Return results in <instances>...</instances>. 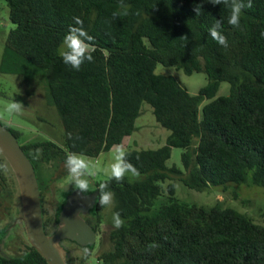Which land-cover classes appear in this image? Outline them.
I'll return each mask as SVG.
<instances>
[{"label": "trees", "instance_id": "16d2710c", "mask_svg": "<svg viewBox=\"0 0 264 264\" xmlns=\"http://www.w3.org/2000/svg\"><path fill=\"white\" fill-rule=\"evenodd\" d=\"M4 1L14 26L6 34L0 72L43 70L47 99L62 128L61 146L50 140L18 142L34 172L57 161L65 173L68 153L96 156L119 144L134 130L142 103L168 131L160 146L126 150L138 179L109 177L94 184L93 189L108 184L112 211L125 223L108 231L107 249L91 262L88 255L80 258V264H264V207L258 223L223 203L185 202L171 182L162 186L177 175L196 191L228 183L264 190V0H252L253 6L242 10L239 28L228 23L230 8L206 0ZM113 13L120 15L114 19ZM73 17L93 37L94 60L79 71L65 65L58 52L69 27L76 26ZM217 20L227 48L209 35ZM156 64L202 72L206 83L190 94L175 77L155 73ZM220 82L228 84L226 95H216ZM4 126L18 141L20 132ZM171 147L181 149L183 171L166 167ZM37 148L42 154L34 159ZM0 164L7 165L1 154ZM8 175L15 183L7 165V173L0 172V193ZM71 192L76 190L61 193L53 214L42 213L46 234L54 233L57 210ZM98 195L95 206L83 210L95 232L103 208ZM150 244L158 247L149 249ZM0 264L47 262L26 242L15 255L0 254Z\"/></svg>", "mask_w": 264, "mask_h": 264}, {"label": "rangeland", "instance_id": "374dc122", "mask_svg": "<svg viewBox=\"0 0 264 264\" xmlns=\"http://www.w3.org/2000/svg\"><path fill=\"white\" fill-rule=\"evenodd\" d=\"M13 26L8 20L6 2L0 0V54L6 34ZM61 49L62 43L58 47L59 53ZM90 49L91 46L89 45ZM154 72L175 77L190 94H196L198 89L206 83L205 75L202 72L186 74L181 69L161 64H156ZM227 93L228 84L220 82L216 95H226ZM12 100L22 104L23 110L20 113L10 114L6 111V106ZM0 123L20 132L19 143L50 140L59 146L62 145L60 120L47 99L43 70L31 67L20 74L0 72ZM134 127L130 134L123 136L120 143L112 146L109 150L102 151L96 156L81 154L93 166L89 177L90 190L94 188L96 182L110 177V166L114 162L113 156L117 146H122L125 151L129 149L155 148L164 143L168 134L166 129L156 123L151 113V108L146 103L141 104L140 114L134 120ZM180 152V148L171 147L169 158L165 162L166 167L174 166L183 171ZM63 167L61 163L52 161L49 164H40L35 170L40 188L48 184L43 191L45 209L48 214L53 213L54 202L60 200L61 193L74 189L68 181V172L62 173ZM125 178L136 180L139 177H132L131 174H126ZM167 182L172 183L176 197L185 202L205 207L223 203L239 212L246 213L255 222L260 223L262 221L261 212L264 207V190L259 186L228 183L225 186H209L204 190L196 191L184 186L177 178V175H170L162 186ZM88 215L94 222V214L88 213ZM112 215V206L103 207L99 212L98 232H96L95 242L91 248H87L90 262L93 261L94 255L109 246L107 233L114 228ZM82 216L85 217L87 214L83 213ZM26 242L23 225L20 220L17 186L11 176L8 175L6 187L0 193V254L5 256L15 255ZM62 245L68 250L66 254L67 262L80 264V258L85 256L83 253L85 248L67 241H63Z\"/></svg>", "mask_w": 264, "mask_h": 264}, {"label": "water", "instance_id": "95a60500", "mask_svg": "<svg viewBox=\"0 0 264 264\" xmlns=\"http://www.w3.org/2000/svg\"><path fill=\"white\" fill-rule=\"evenodd\" d=\"M0 154L10 168L17 186L20 220L26 241L47 264H63L60 254L61 252L66 254V250L61 245L62 240H68L79 247L94 244L96 232L80 212L95 206L97 188L84 193L83 196L76 192L65 194L64 201L55 215L57 227L54 233L46 234L42 224L39 188L33 166L20 148L16 137L2 124Z\"/></svg>", "mask_w": 264, "mask_h": 264}, {"label": "clouds", "instance_id": "9594fccd", "mask_svg": "<svg viewBox=\"0 0 264 264\" xmlns=\"http://www.w3.org/2000/svg\"><path fill=\"white\" fill-rule=\"evenodd\" d=\"M206 2L212 5H223L230 8V16L228 18V23L234 28L240 27V16L242 10L245 8H251L252 0H206ZM126 7L125 5H121ZM201 6L197 5L194 8L195 13L198 15L201 13ZM127 15V11L122 13ZM139 14V13H137ZM120 14L113 13V18H118ZM76 26H70L67 34L64 36L62 42V49L60 56L65 65L70 66L73 70L79 71L81 65L87 62H93L94 58L89 51V42L93 40V37L88 34V32L83 28V21L79 17H73ZM221 21L217 20L209 28V35L216 41L220 46L227 48L228 41L225 35L220 31ZM264 36V32L261 33ZM23 110V106L20 102H14L13 100L6 106V111L10 114L20 113ZM79 139V137H77ZM42 154V149H35L33 152V158L39 159ZM127 153L122 146H117L113 156L114 162L110 166V180L114 179L117 182L123 181L126 174H131L132 177H139L140 173L136 167H134L127 159ZM138 158V157H137ZM93 166L90 162L77 153H68L65 159V168L68 172V181L76 190L78 195L83 196L84 193L89 192L90 182L89 177L91 176V168ZM0 172L7 173V165L0 164ZM108 189L107 183L99 184L96 191H98L99 205L101 207H111L114 204V193ZM35 215V214H34ZM124 220L121 219L120 213L115 212L112 215V224L116 229L121 228L124 225ZM149 249H154L158 247L156 244H150ZM85 256L88 255L89 250L87 248L83 249ZM61 261L63 264H67V256L63 252L60 254Z\"/></svg>", "mask_w": 264, "mask_h": 264}, {"label": "flooded vegetation", "instance_id": "af4514ba", "mask_svg": "<svg viewBox=\"0 0 264 264\" xmlns=\"http://www.w3.org/2000/svg\"><path fill=\"white\" fill-rule=\"evenodd\" d=\"M36 176V174H35ZM36 180H37V184H38V188H39V182H38V179H37V176H36ZM39 195H40V206H41V211L42 213L45 212L46 213V209H45V202H44V199H43V192L40 191L39 189ZM58 202V201H57ZM57 202L55 201V205L54 207L56 206ZM83 211L80 212V215L82 216L83 215ZM53 214V213H52ZM84 218V216H82ZM85 219V218H84ZM55 228L57 227V223L55 222L54 224Z\"/></svg>", "mask_w": 264, "mask_h": 264}, {"label": "crops", "instance_id": "0c3cea01", "mask_svg": "<svg viewBox=\"0 0 264 264\" xmlns=\"http://www.w3.org/2000/svg\"><path fill=\"white\" fill-rule=\"evenodd\" d=\"M18 131V130H17Z\"/></svg>", "mask_w": 264, "mask_h": 264}]
</instances>
